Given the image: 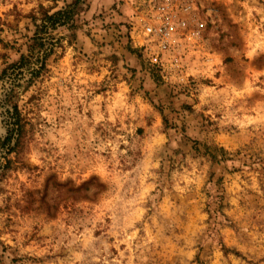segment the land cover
Wrapping results in <instances>:
<instances>
[{
	"label": "rangeland",
	"instance_id": "1",
	"mask_svg": "<svg viewBox=\"0 0 264 264\" xmlns=\"http://www.w3.org/2000/svg\"><path fill=\"white\" fill-rule=\"evenodd\" d=\"M14 108L0 264H264V0H0L1 140Z\"/></svg>",
	"mask_w": 264,
	"mask_h": 264
},
{
	"label": "trees",
	"instance_id": "2",
	"mask_svg": "<svg viewBox=\"0 0 264 264\" xmlns=\"http://www.w3.org/2000/svg\"><path fill=\"white\" fill-rule=\"evenodd\" d=\"M80 3V1H79ZM40 12V17L31 15V22L34 23L35 31L30 41L34 42V45L29 48L28 55H22L19 62L13 66L12 69L20 70L23 65L35 66L30 70L31 77L34 78L40 74L45 68L46 60L52 53L53 48L49 47V43L45 38V34L55 30L58 26H65L72 21V10H61L53 14L51 10L48 11L43 7ZM9 69V68H8ZM7 71V70H6ZM10 78V77H9ZM11 129L7 137L4 140L0 139V149H4L8 154L14 153L21 145V139L23 135V125L21 124L20 115L17 108H14V114L12 115V121L10 122ZM9 164L10 161L7 160Z\"/></svg>",
	"mask_w": 264,
	"mask_h": 264
},
{
	"label": "built area",
	"instance_id": "3",
	"mask_svg": "<svg viewBox=\"0 0 264 264\" xmlns=\"http://www.w3.org/2000/svg\"><path fill=\"white\" fill-rule=\"evenodd\" d=\"M193 7L192 3H188L185 7V11L191 10ZM168 7L163 5L159 7V11L161 13H166ZM180 27L186 26V21L182 20L179 23ZM172 26L169 25L167 21L160 22V23H150L147 22L145 26V34L149 36H154L158 39L159 45L161 49L167 50L172 45L173 42H176V38L174 36V33L171 32Z\"/></svg>",
	"mask_w": 264,
	"mask_h": 264
}]
</instances>
